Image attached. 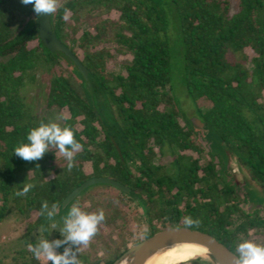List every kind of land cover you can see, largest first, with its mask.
Segmentation results:
<instances>
[{"label":"trees","instance_id":"1","mask_svg":"<svg viewBox=\"0 0 264 264\" xmlns=\"http://www.w3.org/2000/svg\"><path fill=\"white\" fill-rule=\"evenodd\" d=\"M168 1L173 37L154 0H61L52 27L86 78L43 44L33 5L0 0V222L13 198L24 215L36 213L26 234L39 225L46 229L42 238L55 240L62 235L40 214L43 201L60 207L54 220L74 204L102 208L105 221L80 253L81 264H111L158 230L189 226V217L199 222L190 227L219 237L235 252L243 239L264 244V202L245 205L255 191L264 193V0ZM64 8L71 11L67 22ZM178 85L194 99L206 126L183 117ZM30 90L42 93L40 109L28 102ZM40 110L66 114L70 119L60 123L79 129L83 147L71 171L55 148L39 161L14 154L32 128L49 122ZM202 138L212 141L211 150ZM228 152L243 181L227 174ZM94 176L116 179L129 192L92 184L61 206ZM24 183L35 187L15 196ZM139 203L146 222L140 232L131 227ZM39 239L24 238L21 249L3 253L7 264H42L28 250ZM203 258L180 264H212Z\"/></svg>","mask_w":264,"mask_h":264},{"label":"clouds","instance_id":"2","mask_svg":"<svg viewBox=\"0 0 264 264\" xmlns=\"http://www.w3.org/2000/svg\"><path fill=\"white\" fill-rule=\"evenodd\" d=\"M21 2L24 5H33V11L39 18L53 15L62 7L61 0H21ZM70 17L71 11L64 8L63 20L67 22ZM68 119H70L68 115L61 114L57 120L41 121L37 127L29 131L27 142L15 147L14 154L26 162L39 161L49 150L55 148L67 160V169L71 171L75 166V156L83 146L76 139L78 128L58 122ZM34 187V183H24L22 190H17L15 196H26ZM40 214L48 221H53L58 214V205L53 203L50 207L48 201L45 200L42 202ZM105 218L106 214L102 208L87 211L80 205L74 204L67 215L62 217L63 227L52 225L53 228L59 229L62 239L41 238L35 245L29 244L28 250L42 264H49V262L51 264H81L78 258L80 253L98 234ZM186 222L189 226L199 223L190 217ZM38 231L43 233L46 229L41 226ZM251 235L249 233V236ZM62 246H64L63 252H58L57 250ZM203 259L207 260V257ZM234 264H264V244L250 238L243 239L236 247Z\"/></svg>","mask_w":264,"mask_h":264},{"label":"water","instance_id":"3","mask_svg":"<svg viewBox=\"0 0 264 264\" xmlns=\"http://www.w3.org/2000/svg\"><path fill=\"white\" fill-rule=\"evenodd\" d=\"M51 15H45L38 17L39 35L43 44L53 53L62 55L68 62L73 63L87 78V71L82 66L78 58L71 53V50L67 48L56 37L52 22ZM194 123L197 126L204 127L205 122L199 118H193ZM116 147L121 155V149L116 144ZM226 172L229 176L234 177L237 181H243L244 175L239 167L237 158L231 152H228V164ZM108 183L116 188L129 192V188L122 182L113 179L111 177H90L76 186L61 202V206L64 208L67 204L73 200L83 189L92 184ZM58 207V211H59ZM178 243H191L197 246L203 247L202 252L184 259L180 262L189 260L197 256L207 257L212 264H234L235 251L232 250L225 242L219 239V237L213 236L207 231L185 226L177 225L175 227H166L154 232L140 240L139 243L129 246L121 254H119L111 264H157V259L160 253L164 252L168 248H172ZM179 263V262H178Z\"/></svg>","mask_w":264,"mask_h":264},{"label":"rangeland","instance_id":"4","mask_svg":"<svg viewBox=\"0 0 264 264\" xmlns=\"http://www.w3.org/2000/svg\"><path fill=\"white\" fill-rule=\"evenodd\" d=\"M162 9L166 25H167V34L170 37H173L174 35V24H173V14L170 13L168 9V0H154ZM186 89L182 85H178L177 88H175V93L177 95V102H178V107L179 110L181 111L183 117L187 120L192 121L193 118H199V110L197 108V105L192 97L185 91ZM41 92L38 90L36 91H29V98L28 102H36L39 104L38 109L41 108V101L43 100L41 97ZM40 114H46L49 118V121L57 120V118L60 116L59 114H56L55 112L53 114H48L44 112L43 110H40ZM60 123V120L58 121ZM203 143L207 147V150H211L212 148V141H208L207 139L202 138ZM213 148L216 151L224 152L223 148L219 146V144L213 145ZM245 195V189H243L242 192ZM11 202L9 203L10 207L7 211V214L3 218V220L0 222V264H7L9 260V255L4 256L3 253L7 252L8 254L10 252H15L12 251L13 249H21L24 245V238H42L43 234L38 231V229L41 227L37 225L35 228H33L30 232L27 233L28 226L30 223V219H34L36 216V213L34 211L31 212V215H24L19 211L18 205L16 201L12 198L10 200ZM264 202V193L261 190H257L252 194V200L250 202H247L245 205L246 207L251 208L252 205H259ZM134 202L135 206H138V203ZM252 203V204H251ZM21 204V202H20ZM139 205H141L139 203ZM264 205V203L262 204ZM141 207V211L139 215L135 216V221L132 224V228L138 232L142 231L145 228L146 222H145V210L143 209V206ZM139 210V209H138ZM67 212V210H66ZM66 212H62L60 214V217L58 220H53L51 221V228L55 229L58 233L61 234L59 229L53 228L52 225L56 224L58 227H63V222H62V217H64ZM27 235V236H26ZM62 235V234H61ZM191 255H188L184 258H181L178 261L187 259ZM4 257V258H3ZM187 261V260H186ZM179 262L178 264H180Z\"/></svg>","mask_w":264,"mask_h":264},{"label":"bare ground","instance_id":"5","mask_svg":"<svg viewBox=\"0 0 264 264\" xmlns=\"http://www.w3.org/2000/svg\"><path fill=\"white\" fill-rule=\"evenodd\" d=\"M203 247L191 243H178L172 248H168L160 253L157 259V264H175L177 260L188 255H194L197 252H202ZM182 261V260H181ZM178 264V263H177Z\"/></svg>","mask_w":264,"mask_h":264}]
</instances>
